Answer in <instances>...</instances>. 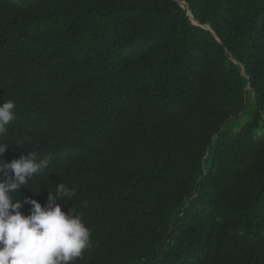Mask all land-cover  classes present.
Returning a JSON list of instances; mask_svg holds the SVG:
<instances>
[{"label":"trees","instance_id":"1","mask_svg":"<svg viewBox=\"0 0 264 264\" xmlns=\"http://www.w3.org/2000/svg\"><path fill=\"white\" fill-rule=\"evenodd\" d=\"M8 100L3 159L52 156L22 197L76 190L75 264H264V0H0Z\"/></svg>","mask_w":264,"mask_h":264},{"label":"clouds","instance_id":"2","mask_svg":"<svg viewBox=\"0 0 264 264\" xmlns=\"http://www.w3.org/2000/svg\"><path fill=\"white\" fill-rule=\"evenodd\" d=\"M16 115L14 100L0 105V138L8 133ZM9 147L0 140V264H75L92 247L91 229L73 207L66 214L59 202L68 204L76 190L57 184L45 206L23 198L19 190H31L29 181L49 166L52 156L41 157L40 151H33L8 163L3 156ZM24 204L32 205L27 216L21 212Z\"/></svg>","mask_w":264,"mask_h":264},{"label":"water","instance_id":"3","mask_svg":"<svg viewBox=\"0 0 264 264\" xmlns=\"http://www.w3.org/2000/svg\"><path fill=\"white\" fill-rule=\"evenodd\" d=\"M180 5H181V7H182L184 10H187V7H186V5H185L184 3H180ZM188 17H189V19L191 20V22H192L195 26H200V24H198V23L194 20V18L192 17V15H191L190 12H188ZM201 27H203L205 30L211 32V30H210L209 27H207V26H201ZM212 34L214 35L213 32H212ZM214 36H215V35H214ZM215 37H216V36H215ZM216 39L218 40L217 37H216ZM218 41H219V40H218Z\"/></svg>","mask_w":264,"mask_h":264}]
</instances>
